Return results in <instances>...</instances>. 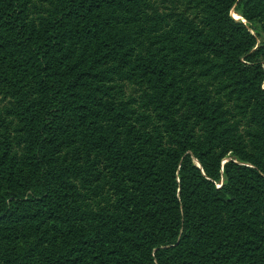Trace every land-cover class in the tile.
Segmentation results:
<instances>
[{"label":"trees","instance_id":"obj_1","mask_svg":"<svg viewBox=\"0 0 264 264\" xmlns=\"http://www.w3.org/2000/svg\"><path fill=\"white\" fill-rule=\"evenodd\" d=\"M0 264H264V0H0Z\"/></svg>","mask_w":264,"mask_h":264},{"label":"rangeland","instance_id":"obj_2","mask_svg":"<svg viewBox=\"0 0 264 264\" xmlns=\"http://www.w3.org/2000/svg\"><path fill=\"white\" fill-rule=\"evenodd\" d=\"M232 16L234 17V18H238V16L233 12L232 13Z\"/></svg>","mask_w":264,"mask_h":264}]
</instances>
